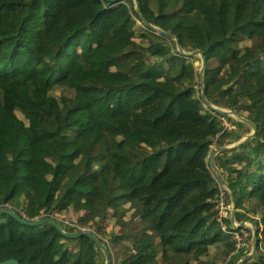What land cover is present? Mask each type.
Returning a JSON list of instances; mask_svg holds the SVG:
<instances>
[{"label":"trees","instance_id":"trees-1","mask_svg":"<svg viewBox=\"0 0 264 264\" xmlns=\"http://www.w3.org/2000/svg\"><path fill=\"white\" fill-rule=\"evenodd\" d=\"M139 2L185 50L204 53L208 99L258 127L216 163L237 220L257 216L260 255L241 264H264V0ZM137 18L133 0H0V206L90 229L111 264H235L247 252L218 223L222 190L209 157L250 128L205 107L200 59L136 29ZM9 82L27 88L28 104L7 105ZM9 258L105 261L87 235L2 214L0 262Z\"/></svg>","mask_w":264,"mask_h":264},{"label":"water","instance_id":"water-1","mask_svg":"<svg viewBox=\"0 0 264 264\" xmlns=\"http://www.w3.org/2000/svg\"><path fill=\"white\" fill-rule=\"evenodd\" d=\"M111 1L119 2L122 0H111ZM133 2H134L135 11L138 15V18L144 24L145 28L156 31V32L166 36L167 38L174 40L176 42V46H177L179 52L182 55L187 56V57H194L195 56V57H198L200 59L201 64L199 67L198 76H199V83H200V95H201V98H202V101H203L205 107L209 108L210 110L217 111V112L223 114L224 116H234V118H237V119L243 121L245 124H247L249 126L250 132L243 135L239 140H237L234 143L217 147L209 157L211 172L213 173L215 178L218 180L219 184L226 189V192L229 194V197H230V201L232 204V208L230 210V215H229L230 226L236 230L248 227V223H247L248 220L238 221L236 218L237 206H236L235 196H234V193H233L232 189L230 188L228 182L226 181L225 177L223 176L221 169L219 168V166L216 163V157L218 154L222 153L223 151H227V150H231L233 148L239 147V146L245 144L246 142H248L249 140H251L252 138H254L256 136L257 130H258L257 125L253 121L246 118L245 116L240 115L239 113H237L233 109H230L227 107H222V106H217L214 103H212L206 95V86H205L204 74H205V67L207 64V59H206V56L204 55V53L200 49H195L193 51L185 50L182 47L180 40L176 35H174L173 33L169 32V31H167V30H165V29H163V28H161L155 24H153L152 22H150L148 19L145 18V16L142 13V10H141L139 0H133ZM2 214H7V215L11 216L12 218H14L15 220H17L18 222L26 224L28 226H38V225H41V224L46 223V222L52 223L60 233H62L64 236H67V237H77V236H81V235H87L90 238H92V240L97 244V246L104 253V257H105L104 264H111V262H112V258L110 256V251H109L108 246L105 243H103L101 241V239L99 238V236L96 233H94L93 231H91L90 229H88V230L83 229V230H79V231H76V230L67 231L65 228H63V226L61 225L59 220L56 218L45 216V217L37 218V219H29L25 216L20 215L15 208H12V207L7 206V205L0 206V215H2ZM253 228H254V233H253L254 245H253L252 249H250V251L248 253L242 255L235 262V264H241V263H243V262H245V261H247L253 257L260 255V253L258 252V243H259L258 231L256 230L254 224H253ZM0 264H21V263L15 258H9V259L1 261Z\"/></svg>","mask_w":264,"mask_h":264},{"label":"rangeland","instance_id":"rangeland-1","mask_svg":"<svg viewBox=\"0 0 264 264\" xmlns=\"http://www.w3.org/2000/svg\"><path fill=\"white\" fill-rule=\"evenodd\" d=\"M135 28L136 29H141V28H145L144 27V24L139 20V18L136 19V25H135ZM197 65H200L201 64V61H197L196 62ZM5 90H6V93H7V99H6V103L9 107L13 108L15 107L16 104L18 103H22V104H28V98H27V88L22 85L21 83H17V82H9L5 85ZM231 109V108H230ZM31 115V114H29ZM234 117V116H232ZM224 122L226 123L227 122V116L224 117ZM34 124V122H32V125ZM250 132V131H249ZM30 157L33 155V150H32V146L30 148ZM223 174V173H222ZM224 176V175H223ZM93 177H90L88 178L85 182H84V186L85 188H90L92 187V183L90 182V180L92 179ZM221 186V185H220ZM221 190H222V193H221V196H224V198L226 199L227 198V192H226V189L224 187L221 186ZM221 198V197H220ZM230 198V197H229ZM231 202V201H230ZM232 205V204H231ZM81 207V206H80ZM80 207H77V208H80ZM230 212V211H229ZM74 213V209L73 208H70L68 209V211L64 212L63 216L60 217L61 220H63L65 223L66 222H70L69 220L70 217L72 218V215ZM230 214V213H229ZM247 216H248V227H246L245 229L243 228V233L242 235L246 236V240L247 241V245H248V248H249V251L250 249H252L253 245H254V239H253V233H254V228H253V224L255 225V228L256 230L258 231V234H259V226L253 221V218H256L257 216L252 214L251 212L250 213H247ZM42 218V217H41ZM250 218V219H249ZM244 221V220H243ZM64 228V227H63ZM262 228V227H261ZM73 230H76V231H79V229L75 228ZM88 230V229H87ZM68 231V230H67ZM248 251V252H249ZM259 252V251H258Z\"/></svg>","mask_w":264,"mask_h":264},{"label":"built area","instance_id":"built-area-1","mask_svg":"<svg viewBox=\"0 0 264 264\" xmlns=\"http://www.w3.org/2000/svg\"><path fill=\"white\" fill-rule=\"evenodd\" d=\"M232 205L231 202L224 198V196H221V198L216 203V215L218 223L222 226L223 230L227 233L232 234V236L237 240V248H245L244 252H248V245L246 239V236L242 235L243 230H236L232 227L228 229L225 223V219L229 218V211L231 210Z\"/></svg>","mask_w":264,"mask_h":264},{"label":"clouds","instance_id":"clouds-1","mask_svg":"<svg viewBox=\"0 0 264 264\" xmlns=\"http://www.w3.org/2000/svg\"><path fill=\"white\" fill-rule=\"evenodd\" d=\"M238 230H241V229H238ZM248 253V252H247Z\"/></svg>","mask_w":264,"mask_h":264}]
</instances>
